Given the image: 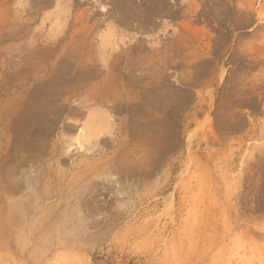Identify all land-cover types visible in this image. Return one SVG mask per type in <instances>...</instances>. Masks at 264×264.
<instances>
[{"label": "rangeland", "instance_id": "obj_1", "mask_svg": "<svg viewBox=\"0 0 264 264\" xmlns=\"http://www.w3.org/2000/svg\"><path fill=\"white\" fill-rule=\"evenodd\" d=\"M0 264H264V0H0Z\"/></svg>", "mask_w": 264, "mask_h": 264}]
</instances>
